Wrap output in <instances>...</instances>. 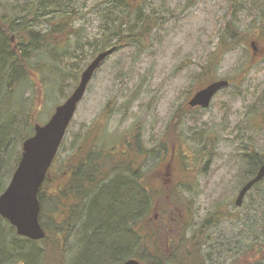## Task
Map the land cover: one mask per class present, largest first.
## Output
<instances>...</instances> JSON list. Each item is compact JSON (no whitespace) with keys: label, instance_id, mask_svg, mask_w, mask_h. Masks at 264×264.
I'll list each match as a JSON object with an SVG mask.
<instances>
[{"label":"rangeland","instance_id":"rangeland-1","mask_svg":"<svg viewBox=\"0 0 264 264\" xmlns=\"http://www.w3.org/2000/svg\"><path fill=\"white\" fill-rule=\"evenodd\" d=\"M30 1L0 0V12L11 13ZM69 1L71 5L73 1L74 11L70 12L80 37L75 39L77 51L75 40L67 56L61 57L55 50L39 49L33 43V50L23 57L36 61L35 55L43 54L41 61L52 62L58 71L44 72L39 78L27 75L25 85L18 86L15 97L5 105L2 123L10 119L16 122L30 114L36 123L44 124L73 91L96 46L114 40L115 35H109L111 24L130 20L129 25L135 27L145 14L152 15L157 24L149 35L137 44L116 49L94 72L47 172L49 183H53L46 189L53 190L54 179L83 143L88 125L108 106L105 131L113 141L121 137L138 145L140 170L153 171L159 186L162 182L169 186L181 178L182 171H190L191 180L183 185L191 202L190 221L182 226L188 230L187 237L211 215H226L213 222L201 239H205L207 264H228L237 255H227L223 244L233 242L238 245L234 252H238L251 240L259 217L256 207H250L248 196L239 209L233 201L241 184V171L250 167L241 157L253 152L264 155V42L249 40L227 51L210 69L207 79H199L197 74L217 46L223 27L233 22L240 30H251L254 20L264 14V0H236L233 12H229V0H134L138 7L132 18L122 14L123 8H105V1L110 0H62L58 7L50 3L42 9L44 16L41 23H35L37 28L43 29L46 22L42 21L52 19V15L69 10ZM71 53L78 57L71 58ZM217 78L228 79L229 85L214 95L208 107L192 114L177 111L179 107L187 109L185 103L191 93ZM176 112L177 128L172 118ZM167 139L165 145L162 141ZM11 143L14 145L13 140ZM114 143V158L123 157L120 153L124 147ZM161 144L169 149L181 146L189 155L188 161L169 165V154L163 158L159 152ZM18 148L21 150V144ZM166 171H170V179ZM249 222H253L250 234L245 231Z\"/></svg>","mask_w":264,"mask_h":264},{"label":"trees","instance_id":"trees-1","mask_svg":"<svg viewBox=\"0 0 264 264\" xmlns=\"http://www.w3.org/2000/svg\"><path fill=\"white\" fill-rule=\"evenodd\" d=\"M123 1L126 3L122 4ZM135 1L110 0L105 1L107 6L104 7L113 10L123 8L125 13L122 14L132 18L137 13ZM61 2L31 0L21 9L13 8L11 13L0 12V193L8 184L20 159L21 150L18 146L34 133L36 124L30 114L16 122L10 119L2 123L1 117L7 111L4 107L15 97L17 87L25 83L27 75L39 78L44 72L52 74V71H58L52 62L41 61L43 54H36V61H28L22 52L32 51L33 43L39 49H53L55 54L58 50L71 49L69 34L75 18L70 12L74 11L73 1L72 5L70 1L66 5L70 7L69 10L42 21L46 22L43 29L37 28L35 24L41 23L40 19L44 16L42 9H47L50 3L58 7ZM235 2L229 0V12L235 10ZM129 22H113L109 35H115L114 40L96 46V52L111 46L118 49L137 44L157 24L154 17L148 14L143 16L139 24L135 22V27L130 26ZM254 22L255 27L249 31L238 29L239 26L233 22L223 27L217 46L197 74L199 79H207L210 69L216 67L220 57L232 48L246 45L249 40L264 42V14ZM11 37L13 42H10ZM15 48L16 56L12 55L3 69V60ZM218 79L221 78L211 80L200 88ZM40 80L44 82L45 78L41 77ZM107 107L88 125L83 133V143L71 154L63 172L54 179L57 187L54 189L53 184V190L46 189L50 182L47 175L38 190V220L45 232L44 238L31 240L19 236L15 228L0 216V264H122L127 259H135L142 264H207L203 252L205 239H201L205 236L203 232L226 215H211L201 222V227L192 229L191 235L187 237L185 233L188 230L182 226L190 221L191 202L183 191V185L191 180L190 171H182L181 178L175 179L178 181L169 186L163 182L159 186L153 171L140 170V161L136 160L138 154L141 155L138 145L121 137L116 141L124 147L120 153L123 157L114 158L116 149L112 145L116 141H113L103 125L108 119L105 114ZM198 109L187 107L184 110L179 107L177 111L192 114ZM177 115L176 112L172 117L175 128L179 125ZM175 132L173 138L176 137L177 143L179 135ZM101 136L103 138L99 139ZM162 142L168 144L169 139ZM159 152L163 153V158L169 154V165L182 164L189 159L181 146L169 149L161 144ZM241 159L250 163V167L241 171L240 185L255 174L264 162V155L253 152L249 157ZM137 161L136 169L134 166ZM165 175L170 179V171H166ZM245 196L249 197L250 207H256L255 213L259 216L251 240L238 252H234L238 245H232L231 241L225 242L222 248L229 256L237 255L236 258L231 257L228 264H264V179L254 184ZM252 224L249 222L245 228L248 234L253 230L250 228Z\"/></svg>","mask_w":264,"mask_h":264},{"label":"water","instance_id":"water-1","mask_svg":"<svg viewBox=\"0 0 264 264\" xmlns=\"http://www.w3.org/2000/svg\"><path fill=\"white\" fill-rule=\"evenodd\" d=\"M112 46L98 53L80 74L79 82L71 94L58 106L43 124L34 125V133L21 145V155L12 176L0 193V216L15 228L19 236L31 240L44 238L38 215L40 204L38 190L46 177L66 129L74 115L77 104L82 99L86 86L100 63L114 51ZM227 79H218L198 89L188 101L190 107L209 106L213 96L227 87ZM264 178V162L255 174L247 180L235 197L237 206L242 204L245 194L252 186ZM122 264H142L135 259H127Z\"/></svg>","mask_w":264,"mask_h":264},{"label":"flooded vegetation","instance_id":"flooded-vegetation-1","mask_svg":"<svg viewBox=\"0 0 264 264\" xmlns=\"http://www.w3.org/2000/svg\"><path fill=\"white\" fill-rule=\"evenodd\" d=\"M77 29H78V26L77 27H75L73 24H72V32H71V34H69L70 36L69 37H71V39H70V41L72 42H70L71 43V45L73 44V41L75 40V39H78L79 38V35H77V33H78V31H77ZM73 38V39H72ZM14 40H13V38L11 37L10 38V42H13ZM78 41L77 40H75V43H74V47H75V52L77 51V47H78ZM252 45H253V43H252ZM14 51H13V53L11 52L7 57H5V59L3 60L4 61V64H3V69H5V64L7 63V61L8 60H10V58H11V56L12 55H14V56H16V49H13ZM27 52H29V51H23L22 52V56H24L25 55V53H27ZM67 54H68V51H59L58 50V53H57V55H59L60 57L61 56H67ZM94 56H96V53H94L93 52V54H92V57H91V59L89 60V62L94 58ZM29 57V56H28ZM77 58L78 57V54L77 55H75V53L74 54H72L71 53V58ZM28 61H29V58H28ZM80 76V75H79ZM78 83V82H77ZM188 102V101H187ZM187 107H190V106H188L187 105ZM195 108V107H194ZM197 108V107H196Z\"/></svg>","mask_w":264,"mask_h":264}]
</instances>
